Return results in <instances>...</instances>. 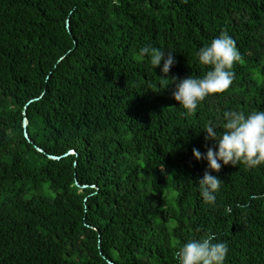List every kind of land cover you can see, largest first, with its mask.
<instances>
[{"label":"trees","instance_id":"16d2710c","mask_svg":"<svg viewBox=\"0 0 264 264\" xmlns=\"http://www.w3.org/2000/svg\"><path fill=\"white\" fill-rule=\"evenodd\" d=\"M222 33L233 84L183 115L138 51L202 77ZM226 111H264V0H0V264H176L209 233L224 264H264V166L212 173L214 205L195 184Z\"/></svg>","mask_w":264,"mask_h":264},{"label":"clouds","instance_id":"9594fccd","mask_svg":"<svg viewBox=\"0 0 264 264\" xmlns=\"http://www.w3.org/2000/svg\"><path fill=\"white\" fill-rule=\"evenodd\" d=\"M113 3L119 6V0H113ZM146 57L150 58L153 70L160 68L161 76L157 78L166 84L171 82L165 90L170 87L173 89L172 99L186 116L195 115L206 98L226 92L235 79L234 65L242 61L236 42L226 33L196 51L198 64L210 69L202 77L191 75L179 81L175 77L168 78L176 64L175 54L165 53L151 45L143 46L138 51V58ZM219 127L223 131L209 122L202 132L212 147L204 153L198 149L192 151L195 161L207 163V170L195 184L200 197L209 205L215 204L216 193L223 184L212 173H219L222 167L228 165L236 167L242 164L248 169L264 166V111L249 114L226 111ZM215 240L216 237L209 233L180 245L174 252L176 264H224L227 245L223 242L214 243Z\"/></svg>","mask_w":264,"mask_h":264},{"label":"water","instance_id":"95a60500","mask_svg":"<svg viewBox=\"0 0 264 264\" xmlns=\"http://www.w3.org/2000/svg\"><path fill=\"white\" fill-rule=\"evenodd\" d=\"M67 27H68V25H67ZM26 129H27V126H26V124L24 125V130L26 131ZM27 137V136H26Z\"/></svg>","mask_w":264,"mask_h":264}]
</instances>
